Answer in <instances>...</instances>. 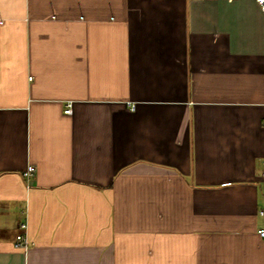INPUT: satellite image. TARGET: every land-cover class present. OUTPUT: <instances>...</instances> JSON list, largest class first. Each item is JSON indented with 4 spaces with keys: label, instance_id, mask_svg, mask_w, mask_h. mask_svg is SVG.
Listing matches in <instances>:
<instances>
[{
    "label": "crops",
    "instance_id": "0c3cea01",
    "mask_svg": "<svg viewBox=\"0 0 264 264\" xmlns=\"http://www.w3.org/2000/svg\"><path fill=\"white\" fill-rule=\"evenodd\" d=\"M263 210L256 0H0V264H264Z\"/></svg>",
    "mask_w": 264,
    "mask_h": 264
},
{
    "label": "built area",
    "instance_id": "2783aa9c",
    "mask_svg": "<svg viewBox=\"0 0 264 264\" xmlns=\"http://www.w3.org/2000/svg\"><path fill=\"white\" fill-rule=\"evenodd\" d=\"M258 5L261 7V9L264 11V0H256ZM72 104L69 103L66 106L65 109V113L66 114H71L72 113ZM134 108V106H133ZM36 173V167L34 165H29L24 173L25 178L27 179H31L32 177H34ZM261 216H264V210L260 212ZM27 223L25 222H21L18 224V234L16 235V239L14 242V247L16 249H25L27 250L28 248H30L31 246H33L35 243L33 241H31V239L28 236L27 233ZM259 237H261L262 239H264V229H258L257 231Z\"/></svg>",
    "mask_w": 264,
    "mask_h": 264
}]
</instances>
